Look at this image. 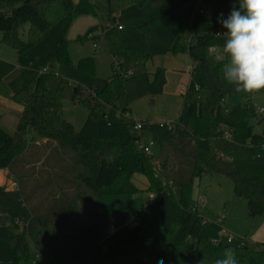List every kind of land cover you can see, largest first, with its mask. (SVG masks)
<instances>
[{"label":"trees","instance_id":"trees-1","mask_svg":"<svg viewBox=\"0 0 264 264\" xmlns=\"http://www.w3.org/2000/svg\"><path fill=\"white\" fill-rule=\"evenodd\" d=\"M147 2L108 0L105 17L110 27L103 29L106 46L111 54L130 55L132 66L124 73L120 64V72L115 70L102 90L81 98L77 91L76 101L89 110L80 132L62 116V88L48 89L53 74L25 69L9 83L0 81V99L22 108L13 135L0 127V170L7 169L18 181L15 190L0 186V264H29L34 253L43 260L36 264H50L55 258L60 264H129L139 259L147 264H214L226 247L236 249L239 264H264V243H215L205 235L202 220L195 218L194 181L216 174L232 179L234 193L247 200L252 220L264 215V166L252 164L264 154V132L257 135L252 126L255 120L264 122L253 103V97L264 89L237 92L224 80L221 62L211 53L223 34L218 17L197 16L196 4H191L184 7L181 20L149 14L129 23L147 39L157 24L167 23L174 40L171 52L188 54L195 63L191 74L200 80L198 88L184 95L185 124L173 130L145 124L142 134L161 145L157 161L139 150L142 135L135 131V123L113 124L107 118V109L118 107L128 73L136 77L135 71L143 70L152 59L147 51L126 43L119 30L126 22L116 16ZM100 12L93 0L78 4L72 0H0L2 41L25 54L62 18L73 21L100 16ZM26 27L28 39L24 40ZM57 57L71 63L66 41L59 45ZM165 84V71L159 69L149 84L151 96L160 95ZM234 95L245 102L228 107L225 99ZM30 130L46 144L36 145ZM201 141L207 142L206 149L199 145ZM50 143L56 145L48 156ZM37 165L50 173L34 185L29 179L37 175L32 171ZM136 174L147 177V192L155 197L152 202L138 212L114 213L104 208L106 196L139 192L132 183ZM69 191L77 192L73 199ZM135 218L139 222L135 238L106 250L104 241L110 233Z\"/></svg>","mask_w":264,"mask_h":264},{"label":"rangeland","instance_id":"rangeland-1","mask_svg":"<svg viewBox=\"0 0 264 264\" xmlns=\"http://www.w3.org/2000/svg\"><path fill=\"white\" fill-rule=\"evenodd\" d=\"M72 1L74 4H78L80 0ZM93 1L101 8L100 16H80L73 21L62 18L25 54H19L16 49L5 44L2 41L3 34L0 32V81L9 83L17 79L21 71L25 69H32L41 74H53L48 82V89L56 91L58 88H62V116L74 126L76 132L81 131L89 117V110L76 101V91L80 90L78 98H81L83 94L102 90L104 82L113 78L116 71L120 72L118 67L120 64L123 66L124 73L132 66L130 55L121 51L111 54L106 46L103 29L110 24L105 17L108 0ZM238 2L239 0H148L146 5L141 8L132 5L121 11L116 16L123 18L126 22L121 30V37L129 45L142 48L150 53L152 59L143 70L135 71L136 77H128L125 87L120 92L118 107L107 109L108 120L113 124L139 122L149 123L156 127L161 124L173 126L180 123L185 124L187 111L184 109V95L188 89H196L200 86V80L191 74L195 63L189 55L183 53L174 55L171 52L174 40L167 23L157 24L147 39L142 31L129 25L131 21L149 14H158L164 19L181 20L184 7L191 4H196L195 14L204 19H216L221 14L227 18L233 5ZM4 12H10V9H6ZM28 30L29 28L26 27L22 34L24 40L28 39ZM226 31L223 28L219 44L213 52L216 61V57L220 55L221 47L226 41L224 35ZM92 33L96 34V39L89 38ZM63 41H66L68 45L70 64L62 62L57 57L58 47ZM94 44H97V47ZM159 69L165 71L166 84L160 95L152 97L149 92V84L154 81V74ZM133 71L132 69V73ZM244 102V98L236 95L225 99V104L228 107H238ZM253 103L258 117L263 118V113L260 111L264 108V92L254 96ZM19 109H22L21 106L0 99V127L10 135L16 131L19 122ZM125 109L128 112L121 114ZM252 126L255 134L261 135L264 132V122L259 123L255 120L252 122ZM141 135L142 144L148 145L154 141L151 135L146 133H141ZM29 136L38 139L33 130H30ZM55 145V143L46 145L48 156L53 155ZM199 145L204 149L208 147L206 141H201ZM151 155L156 161L160 158L161 145L158 142H155ZM40 157L42 160L43 157ZM252 164L264 166V154L253 160ZM44 167L37 165L32 168V171L34 169L37 175L29 180L34 185L37 180L45 181L49 178L47 174L50 173V170L43 169ZM6 179L0 181V186L5 190H11L18 186V181L12 179L11 176H6ZM33 179L36 181L33 182ZM132 183L139 192L130 195L106 196L102 199L104 208L114 213H127L141 211L149 205L152 199L150 193L147 192L149 188L147 177L136 174L132 178ZM76 193L69 191L68 194H71L73 199ZM192 196L197 205L200 201H204L203 205H198V213L195 218H200L205 224L206 236L215 242L220 240L227 242L226 236L221 235L222 230L225 229L230 234L236 235L233 241L234 245H239L241 238L253 237L251 218L248 215V202L235 195L231 178L216 174L207 179H196ZM133 220L134 222L131 220L123 227L110 233L104 241L106 250H112L135 238L137 227L133 228L132 225L135 223L138 226L139 222L136 218ZM34 259L35 255L33 254ZM33 262L29 264H34ZM50 264H60L59 258L51 260ZM129 264L147 263L139 259Z\"/></svg>","mask_w":264,"mask_h":264},{"label":"clouds","instance_id":"clouds-1","mask_svg":"<svg viewBox=\"0 0 264 264\" xmlns=\"http://www.w3.org/2000/svg\"><path fill=\"white\" fill-rule=\"evenodd\" d=\"M217 23L227 30L216 57L224 80L237 92L264 89V0H239L227 18L221 14ZM214 264H239L236 249L226 247Z\"/></svg>","mask_w":264,"mask_h":264},{"label":"built area","instance_id":"built-area-1","mask_svg":"<svg viewBox=\"0 0 264 264\" xmlns=\"http://www.w3.org/2000/svg\"><path fill=\"white\" fill-rule=\"evenodd\" d=\"M107 27H110V24L107 26ZM123 27H119V30H122ZM96 34H90L89 35V38L90 39H96ZM95 47H97V44H94ZM215 51V49H211V53H213ZM128 76H130V73H128ZM261 113H264V108L261 109L260 111ZM145 124L144 123H139V122H135V131L138 133V134H141L142 131H143V128H144ZM176 126V125H175ZM175 126L171 125V124H161L158 126V128H161V129H168V130H173L175 128ZM142 141V140H141ZM138 142V148L141 152H143L144 154L146 155H151V150L152 148L154 147L155 145V141L153 142H150V144L146 145V144H142V142ZM151 199H154L155 197L154 196H150ZM204 204V201H200L198 205H203ZM132 222H134V220H132ZM133 228L137 227V224L133 223L132 225ZM221 235H225V239L227 240L226 243L228 244H231L233 243L234 241V238L235 236L230 234L228 231H226L225 229L222 230L221 232ZM215 242V241H214ZM220 242V241H219ZM219 242H215V243H219ZM245 244H248V245H253V244H256L255 243V240L252 239V238H242L240 240V243L239 245L243 246Z\"/></svg>","mask_w":264,"mask_h":264},{"label":"crops","instance_id":"crops-1","mask_svg":"<svg viewBox=\"0 0 264 264\" xmlns=\"http://www.w3.org/2000/svg\"><path fill=\"white\" fill-rule=\"evenodd\" d=\"M191 72H192V70H191ZM19 110L20 111H19L18 114H19V117H20L22 109H19ZM46 142H47V140L37 139L35 141V144L39 146L41 144H45ZM6 176H8V177L11 176L9 171L7 169L6 170H1L0 171V181L7 180ZM11 178H12V176H11ZM17 187L18 186H16V188L11 189V190H15V189H17ZM251 228H252V232L254 233L252 239L255 240L256 244H263L264 243V215L259 216V217L255 218L254 220L251 219ZM232 235H234L236 237L235 234H232ZM245 238H249V237L246 236ZM34 255H35V259H34V262H33L34 264H36V262H38V261H43L41 258L38 257V255L36 253H34ZM76 264H78V263H76Z\"/></svg>","mask_w":264,"mask_h":264},{"label":"water","instance_id":"water-1","mask_svg":"<svg viewBox=\"0 0 264 264\" xmlns=\"http://www.w3.org/2000/svg\"><path fill=\"white\" fill-rule=\"evenodd\" d=\"M116 20L114 19V22H115ZM76 94H77V91H76Z\"/></svg>","mask_w":264,"mask_h":264}]
</instances>
